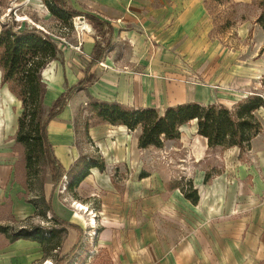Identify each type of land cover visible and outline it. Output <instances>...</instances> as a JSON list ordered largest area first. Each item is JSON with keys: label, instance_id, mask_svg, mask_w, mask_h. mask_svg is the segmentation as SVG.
Wrapping results in <instances>:
<instances>
[{"label": "rangeland", "instance_id": "obj_1", "mask_svg": "<svg viewBox=\"0 0 264 264\" xmlns=\"http://www.w3.org/2000/svg\"><path fill=\"white\" fill-rule=\"evenodd\" d=\"M207 10L214 19L212 36L221 42L220 50L215 54H203L197 46H189L185 51L175 50L171 54L165 47L157 49L163 45L154 43L149 37L150 49L145 54L149 64L138 71L141 81L139 105L155 107L161 113L168 106L184 102L223 105L232 109L247 97L264 93V30L258 21L264 16V0H253L250 4L233 3L231 0L208 1ZM11 22L20 26L42 27L63 48L67 65L69 52H80L81 37L88 33L77 29L73 18L53 16L44 0H0V32ZM124 44L130 46L128 42ZM56 70V65L51 64L43 72L44 80H51ZM1 77L0 69V110L9 111L10 108L18 116L22 113L21 102L8 96L6 85H1ZM71 101V117L65 121L63 130L77 147L79 162L75 165L79 169L75 166L70 168L71 177L63 178L56 194H59L63 205L74 206L72 220L81 230L57 224L52 214L47 212L42 197L51 189L52 181L45 157L38 153L28 171L26 152L19 144L14 150L20 159L18 179L25 189L21 196L27 202L37 203L40 214L46 212L44 216L16 219L9 215L10 203L7 202L0 209V219L3 220L0 226L7 227L8 232L0 233V247L21 229L30 231L39 227L47 232L45 236L48 237L50 231H54L56 238L45 248L40 245L45 249L44 257L33 264H154L149 259L143 260L153 254H162V258L167 260L164 264H213V261L217 264L219 257L222 259L220 264H264V257L258 256L260 249L264 248L251 245L255 242L249 241L248 235L251 232L256 239L263 232L250 226L253 216L250 208L264 199L248 201L246 198L252 185V176L247 174L246 166L255 163L251 150L241 153L238 148H209L207 142L198 138L195 124L187 123L180 128L178 139L165 141L161 148L140 149V161L135 170L127 164L108 168L104 164L103 172L110 177L117 190V201L121 197L122 204L118 206L111 202L106 212L99 213L94 211L101 208L99 195L108 192L94 184L83 186L81 197H78L83 201L74 203L72 200H76L79 187L66 190L68 183L75 179V172L82 171L86 163L102 162L99 149L87 137V129L99 122L90 107L92 98L86 92H79ZM44 111H47L45 105ZM261 115L258 117L263 119L264 111ZM200 179L205 187L214 188L208 196V190L204 188L207 197L202 201L207 209L217 208V214H212L209 221H203L198 208L194 212L192 204L178 188L188 193L196 189L202 197L201 189L197 188ZM134 191H141L140 198H132ZM81 202H90L94 209L87 212L79 210ZM129 206L132 209L140 207L138 230L123 224L122 217L127 214ZM118 215L121 218L119 223ZM93 219L95 226L92 225ZM150 222L153 223L152 230L145 229ZM134 231L139 233L137 246L131 248ZM76 235L79 241L73 252L71 249L77 239L70 248L65 246L61 249L63 243L70 242ZM57 241L61 242V247L50 251ZM175 254L177 261H170ZM188 255L194 262L185 261Z\"/></svg>", "mask_w": 264, "mask_h": 264}, {"label": "crops", "instance_id": "obj_2", "mask_svg": "<svg viewBox=\"0 0 264 264\" xmlns=\"http://www.w3.org/2000/svg\"><path fill=\"white\" fill-rule=\"evenodd\" d=\"M208 1L219 2L215 0H65L69 9L84 16L94 17L104 23V29L107 31L105 35L106 43L109 42V47L99 62H91L96 45V32L89 23L92 32L82 35L80 52H69L68 65L65 63L64 50L60 46L61 55L59 60L52 61L43 70V72L47 71L50 65L54 63L57 70L54 72L52 79L46 82L42 72V78L47 85L44 98L45 107L48 109L53 101L65 93L69 87L84 80V89L75 93L86 92L92 98V101L118 103L128 108L136 109L155 108L138 104V95H140L141 91L140 74H138V71L144 65L149 64L148 56L145 57L148 49H150L149 43L151 41L149 37L153 39L154 43L159 42L160 45H163L157 47V49L160 50L162 47H165L171 54L175 50L178 52L185 51V48L189 46H197L199 52L203 54L207 52L208 54H215L214 52L220 50L219 48L222 47V44L217 38L212 36L215 24L214 19L207 10ZM252 1L231 0L233 3L244 4H250ZM36 27L43 29L42 27ZM229 29H231V26ZM97 39H99L103 46L105 40L103 41L102 38ZM124 42H128L130 46H125ZM57 64L59 67H57ZM124 70H127V72ZM5 88L7 89L8 96L18 101L9 91L8 87L5 86ZM72 97L68 100L63 111L49 123L47 128L48 139L52 145L54 154L66 171H70V168L75 166L79 158L77 147L73 146L72 137H67L63 130L65 121L71 117ZM185 103L190 102L179 103L177 105ZM262 111L264 109L258 111L259 116ZM20 115L15 116L10 108L9 111L5 109L0 110V209L9 202V215L11 217L28 219L37 215V208L30 201H25L21 196L25 192V189L23 183L18 179L17 173L20 167V159L18 152L14 150L15 147H19V144L16 143V133ZM259 119L263 130L252 141L250 148L255 163L246 166L247 174L252 176V185L246 195L248 201H257V199L264 198V195L263 197L258 196L259 194H264V118ZM190 123L195 124L194 130L197 132L196 121ZM139 134L140 130L132 132L125 126H114L100 121L87 129V137L99 149L102 162L106 165V168L111 165L124 166L127 164L135 170L140 161V149L138 148ZM198 138L207 142L201 136H198ZM67 145H69V148H67ZM21 164V166H24L23 163ZM89 172L90 174L78 186V196L72 202L80 203V201H83L78 198L81 197L80 190L83 186L89 187L94 184L108 192V194L102 193L99 195L102 203L100 209H94L90 202H81V204L84 203L88 207L89 211L94 209V211H98L99 213L106 212V208L111 202H115L120 206L122 204L121 197L117 201V196L115 195L117 190H115L110 177L98 168H91ZM217 185L219 186V183ZM50 188L47 193L45 191L46 200L49 199L51 194L52 186ZM197 188L201 189L202 197L198 195L199 201L196 205L185 199L192 204L194 212H197L195 210L198 208V214L203 218V221H209L212 214H217V208L215 206L207 209L203 207L202 201L210 194L209 191H214V188L209 185L205 187L201 179L197 182ZM204 188L208 190L207 196L206 191L204 193ZM111 190L114 191L112 192ZM58 196L59 194H55L53 198L54 209L62 218L73 223L74 214L72 211L74 206L68 207L63 205ZM140 196L141 191H134L132 198L135 200V198H140ZM257 203L249 211L253 215L250 226L252 229L263 232L256 239L251 232L248 235L250 236L249 241L255 242L251 245L255 244L264 248V199L258 200ZM140 214V207L134 206L132 209L129 206L127 214L122 217L123 224L134 230H138L136 227L139 225ZM117 218V223H119L121 219L120 215ZM111 219L113 221L115 216ZM1 221L3 220L0 219ZM152 224L150 222L145 229L152 230ZM246 226L245 224V228H247ZM138 234L137 231L132 232L131 248L137 246L136 237ZM76 239L77 235L70 242L67 240L63 243L61 249L65 246L70 248L76 242ZM260 251L258 256L264 257V249L261 248ZM176 256V254L172 255L170 261H177ZM43 257V248L39 243L34 241L18 239L14 242L9 241L0 247V264H33ZM145 259L153 261L154 264H164L167 261L165 257L162 258V254H153L151 257H145L143 260ZM185 261L194 262V259L188 255ZM218 262L217 264L222 262L220 257ZM213 264H216L215 261H213Z\"/></svg>", "mask_w": 264, "mask_h": 264}, {"label": "trees", "instance_id": "obj_3", "mask_svg": "<svg viewBox=\"0 0 264 264\" xmlns=\"http://www.w3.org/2000/svg\"><path fill=\"white\" fill-rule=\"evenodd\" d=\"M219 1V0H215ZM49 12L59 18L84 17L96 32V45L92 63L99 62L109 47L106 43L104 23L98 19L82 15L67 7L65 0H44ZM264 30V16L258 19ZM105 42L100 43L99 39ZM0 69L2 72L1 85L7 86L9 91L21 102L22 113L18 119V130L16 143L25 149L27 170L29 171L32 161L38 153L44 155L46 163L51 172L52 191L46 202L42 197V204L57 224L63 227H70L80 231L81 227L71 223L57 214L53 205V198L61 186L63 178L71 177V170L66 171L63 165L56 158L52 145L48 139V125L58 116L66 106L72 95L84 89V80L69 87L65 93L53 101L51 106L44 111V98L46 87L43 78V70L55 60H59L61 47L46 32L35 26H20L16 22L6 24L0 32ZM92 112L100 122L114 126H125L129 131L140 130L138 136V148L147 149L150 147L161 148L165 141L176 140L180 137V128L187 123L196 121L197 134L207 140L209 148L221 147L224 149L238 148L241 153L250 150L252 141L262 132L263 127L257 115L260 109H264V93L254 94L244 101L236 104L232 109L223 105H202L196 102L185 103L174 107H168L164 112L155 108H128L118 103H106L98 100L90 103ZM79 162V160H78ZM91 168H98L105 171L103 162L92 161L79 173L75 172L74 180L68 183L66 190L72 191L90 174ZM75 169H79L75 165ZM206 182V179H205ZM181 193L192 204L196 205L199 197L196 190L190 193L178 187ZM37 208V215L40 214L37 203L30 202ZM0 233L7 234V227L0 226ZM42 228L21 229L12 235L10 241L24 239L39 243L45 248L56 238L55 232L50 231V236ZM72 247L73 252L78 245ZM61 247V242L52 244L50 251ZM43 248V249H44ZM45 250V249H44Z\"/></svg>", "mask_w": 264, "mask_h": 264}, {"label": "bare ground", "instance_id": "obj_4", "mask_svg": "<svg viewBox=\"0 0 264 264\" xmlns=\"http://www.w3.org/2000/svg\"><path fill=\"white\" fill-rule=\"evenodd\" d=\"M86 23L87 22H82V21H78V20H75V24H76V26H77V29H81V30H87V31H91L92 30V28L89 26V24L88 25H86ZM75 26V27H76ZM76 206V205H75ZM78 209L79 210H81V211H83V212H87V211H89V209L87 210V207L85 206V205H82V204H79L78 205ZM92 219V218H91ZM90 222V221H89ZM89 222H88V224H89ZM94 224H96V222H95V220L93 219L92 220V225H94ZM95 226V225H94ZM93 226V227H94ZM95 228V227H94Z\"/></svg>", "mask_w": 264, "mask_h": 264}, {"label": "built area", "instance_id": "obj_5", "mask_svg": "<svg viewBox=\"0 0 264 264\" xmlns=\"http://www.w3.org/2000/svg\"><path fill=\"white\" fill-rule=\"evenodd\" d=\"M73 20H74V24H75V20L82 21V22H86L85 18L82 17V16L73 18ZM81 31H87V30H81ZM87 32H89V31H87Z\"/></svg>", "mask_w": 264, "mask_h": 264}]
</instances>
